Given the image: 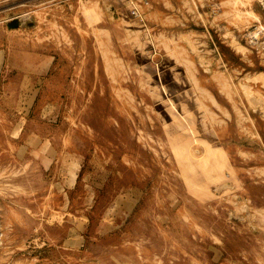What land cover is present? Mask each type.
<instances>
[{
	"label": "rangeland",
	"instance_id": "rangeland-1",
	"mask_svg": "<svg viewBox=\"0 0 264 264\" xmlns=\"http://www.w3.org/2000/svg\"><path fill=\"white\" fill-rule=\"evenodd\" d=\"M263 15L0 0V264H264Z\"/></svg>",
	"mask_w": 264,
	"mask_h": 264
},
{
	"label": "built area",
	"instance_id": "built-area-1",
	"mask_svg": "<svg viewBox=\"0 0 264 264\" xmlns=\"http://www.w3.org/2000/svg\"><path fill=\"white\" fill-rule=\"evenodd\" d=\"M264 10V0H256ZM134 13H136L134 11ZM264 16V15H263ZM246 46L259 58L264 60V18L249 26L243 34Z\"/></svg>",
	"mask_w": 264,
	"mask_h": 264
},
{
	"label": "bare ground",
	"instance_id": "bare-ground-1",
	"mask_svg": "<svg viewBox=\"0 0 264 264\" xmlns=\"http://www.w3.org/2000/svg\"><path fill=\"white\" fill-rule=\"evenodd\" d=\"M258 76V75H257ZM259 76H260V74H259ZM262 76V75H261ZM250 77H253V80H254V78L256 77V76H250ZM260 78H264V77H260ZM256 80V79H255ZM201 102V101H200Z\"/></svg>",
	"mask_w": 264,
	"mask_h": 264
}]
</instances>
